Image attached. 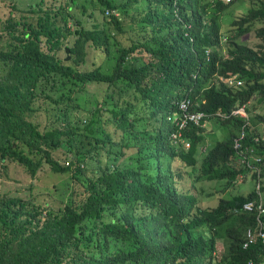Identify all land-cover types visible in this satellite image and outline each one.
Returning a JSON list of instances; mask_svg holds the SVG:
<instances>
[{
    "label": "trees",
    "instance_id": "trees-1",
    "mask_svg": "<svg viewBox=\"0 0 264 264\" xmlns=\"http://www.w3.org/2000/svg\"><path fill=\"white\" fill-rule=\"evenodd\" d=\"M97 1L104 15L114 10L128 14L133 7L147 29L130 48L115 44L114 74L99 68L79 72L87 47L111 55L114 44L105 32L109 29H97L98 24L85 29L82 19L69 23L74 18L69 3L60 6L51 0L46 5L40 0L26 12L17 10L23 13L18 20L0 19V37L5 33L8 38L0 48V165L24 166L32 184L38 171L49 166L84 189L79 200L78 194L62 199L61 212L35 197L1 196L0 264H212L218 243L224 247L219 264H264L261 240L244 248V234L255 228L256 214L235 212L257 200V192L223 197L217 207L198 208L192 217L166 179L162 161L165 155L186 154L195 163L197 145L209 143L207 126H192L186 134L192 143L188 153L167 148L175 129L165 115L198 73L196 85L206 103L196 110L229 115L212 122L214 130L225 133L222 141L210 142L203 161V170L216 180L212 188L233 189L241 176L257 184L252 169L239 164L234 141L244 135L243 148L255 147L264 164V138L251 127L252 120L264 125V115L257 112L264 105V0H254L247 14L237 16L236 35L225 44L227 55L221 45V18L239 0L212 6L213 0H178L179 18L174 0H125L122 5ZM201 10L206 19L199 22ZM105 19L110 30L125 33L116 15ZM253 31L258 43L243 44L241 38ZM137 49L152 56L148 63L136 58ZM215 75L237 77L240 84L211 85ZM97 83L111 85L114 93L93 102L86 89ZM152 89H158L154 96ZM117 93L122 95L119 102ZM242 106L248 119L230 116ZM106 126L120 131V139ZM260 179L264 192V169ZM191 201L196 208L197 199ZM224 224L220 233L201 236Z\"/></svg>",
    "mask_w": 264,
    "mask_h": 264
},
{
    "label": "rangeland",
    "instance_id": "rangeland-1",
    "mask_svg": "<svg viewBox=\"0 0 264 264\" xmlns=\"http://www.w3.org/2000/svg\"><path fill=\"white\" fill-rule=\"evenodd\" d=\"M50 1L51 0H46V5H49ZM56 1L58 2V4H60V6L64 5L65 3H69L68 8L70 9L71 13H73L78 19H82L87 28L94 29L95 24H98L99 28L109 27L108 19L104 18L102 12L100 13L101 9L99 7L97 8L95 7L96 4L95 0H76L77 5H72V6H70L72 0H56ZM253 1L254 0H239L230 8V10L225 12V15H227V17L226 18L223 17L222 19L223 34H225L226 36L232 34L231 24L233 23L234 18H237V16H244L245 14H247L249 8H251V6L253 5L252 3ZM39 2L40 0H0V19H2L3 22H6L11 17L14 18V20H18V18L23 14L20 12L22 11L26 12V10H29L32 7L35 8ZM116 2L119 5L120 4L122 5V2H124V0H116ZM91 5H93V7ZM17 10H19L20 12H17ZM83 10H86L87 13L86 14L83 13ZM92 11L95 12V16L93 18H90L89 14ZM137 14L138 13L133 9V7H130L128 14H124V13L122 14L121 17L123 19V29L127 28L126 31H129L130 33H127L124 36H118L117 44L129 45L131 43V40H136L138 38H141L145 34L146 31H142L141 29H138V27L133 25V22L134 23L139 22L137 18H135ZM1 28L2 26L0 25V29ZM4 36L5 33L3 34L2 37H0V48L4 46L6 44L5 41L8 40V38H4ZM241 42L248 46H255L258 43L255 32L253 31L248 36H244L243 38H241ZM113 51L114 53L107 56L106 52L102 49L94 50V49H90V47H87V56H86L87 63L82 67V71L85 70L89 71L99 67H101L103 70H111L115 63V51H116L115 47ZM137 54L142 59L146 61L149 60L148 55L143 54L141 52ZM228 85L231 86V83H228ZM122 88H124V86H122ZM109 90L110 89L108 88V86L104 84H95V85H90L88 87V92L91 95L90 99L93 102L94 99L102 100L103 97H105V95L109 92ZM121 93H120V97L122 96ZM93 106L94 104L87 105L88 110H84V111L88 112L92 110ZM257 112H260L262 113V115H264V105L260 106ZM42 124H44V122H42ZM212 124H213L212 122L208 124V129H209L208 135H211L210 136L211 140H216L217 138L223 140V138L225 137V133L219 129H217L218 131L214 130L213 129L214 125ZM209 125L211 128L209 127ZM251 127L256 129L257 133L261 134V138H264V125L261 124V122L252 120ZM106 128L110 132L111 131L113 132L112 135L115 140L120 139L121 137L120 131H116L111 126H106ZM154 152H156V147L154 148ZM54 157L59 161H62L64 158L59 153H54ZM174 166H176V170H181L183 174H186L187 172L186 169H184L181 165L175 163ZM5 167L6 169H4L0 165V197L6 194L10 196H22L26 199L27 198L34 199L35 197L37 202L39 204H42L44 207L49 206L50 209L56 212H61L62 208H59V203L62 199L70 197L73 194L74 195L78 194L79 197L78 200L83 198L84 196L83 195L84 189L79 182H77L75 179L70 177V175L55 174L49 166H45L41 172H40L41 169L38 171L37 180L35 181V184H32L29 181L30 174L29 171L24 166L18 163H14V164H7ZM88 174L91 173L89 172ZM185 178H187L186 175H184L183 178L184 184H185ZM209 186H210L211 194L213 195L210 197H199L203 201V205H201L202 207L213 208L218 205L220 198L227 196L228 198H231L233 195H248L251 192L257 191L256 182L251 177L247 178L243 182L240 181L237 182L235 188L227 191H224V189H219L220 192H218V190L215 191L212 188L213 185L211 183H209ZM262 195L264 198V192H262ZM231 223L232 222L226 224L229 225ZM90 224L92 225L93 223ZM226 224L218 228L219 233L223 230ZM203 233L206 234V231H203ZM207 234L210 235V232L207 231ZM89 251L90 250H88V252ZM223 251H224L223 245L218 244L217 246L218 256L222 255Z\"/></svg>",
    "mask_w": 264,
    "mask_h": 264
},
{
    "label": "clouds",
    "instance_id": "clouds-1",
    "mask_svg": "<svg viewBox=\"0 0 264 264\" xmlns=\"http://www.w3.org/2000/svg\"><path fill=\"white\" fill-rule=\"evenodd\" d=\"M95 1H96L95 7L96 8L99 7L101 9V6L99 4L100 2H98L97 0H95ZM216 1H221L224 4H230V3L232 4L234 2V0H213L210 3V6L214 5V3ZM173 3H175L174 15L177 18H179L178 0H174ZM91 6L93 7V5H91ZM228 10H230V9H228ZM227 11H225V12H227ZM69 12L71 13L70 9H69ZM101 12H102V9H101L100 13ZM225 12H224V15H223L224 18L227 17V15H225ZM83 13L86 14L87 13L86 10H83ZM71 14L74 16V18L71 19L69 21V23H73L76 20H78V18L73 13H71ZM102 14H103V12H102ZM112 14L116 15L118 17V19L120 20V22L123 23V19L121 17L122 14H123V12L120 11V10H114L112 12L106 11V15L103 14V16L105 18V16L106 17H109ZM124 14H126V13H124ZM94 16H95V12L92 11L89 14V17L90 18H93ZM138 17H139V15L137 14V16L135 18H138ZM223 17L221 18V21H222ZM204 19H206V18H205L204 14H203V12L201 10L198 13L197 20L200 22L201 20H204ZM237 19L238 18H234L233 23L236 22ZM233 23L231 24V29H232L231 30L232 31V34L231 35L226 36L225 34L222 33V36L223 37L221 39V45L223 46V54H225V55H227V47L225 46V44H227L229 42V39L232 36L236 35V33H235V27L233 26ZM133 25H135L136 27H138V29H141L142 31H146L145 34L147 33V29L144 28V26H142L140 24V22H136V23L133 22ZM222 25H223V23H222ZM84 27H85V29L92 30V28H87L85 26V24H84ZM72 29L74 30V28H72ZM97 29H104V28H99L98 27ZM106 29H109V30H105V32L108 33V35H109V42L113 43L114 44V47H115V44H117V41H118L117 40V37L118 36H124L127 33H130L129 31H126L127 28H125V29H123L125 31V33L120 34V33H118L117 29H115L114 27H113L112 30H110V25ZM132 29H133V27H132ZM225 37H227V38H225ZM138 39L131 40V43L129 45H120V44H118V46H119L118 48H121V47H123V48H130V47L134 46V43H136ZM67 49L70 50L69 47ZM139 52H140V50L137 49L136 52H135L136 58H140L142 61L148 63L149 60L146 61V60L142 59L140 56H138L137 53H139ZM206 54H207V60H209V58H210V51H208ZM68 56L70 57V60H71L70 53H69ZM68 56H67V58H68ZM86 56H87V49H86ZM86 56H85V59H86ZM107 56H109V55H107ZM148 57H149V59L152 58V56H150V55H148ZM67 58H66V60H67ZM117 59H115L114 66H113V68L111 70H103L101 67H99V69L102 72H104V73H108V74H112L113 73L114 74V68L116 66ZM70 60H67V61H70ZM86 63L87 62L85 60V63L82 66H80L79 72H82V73L83 72H86V70L85 71H82V67ZM198 78H199V74L198 73H194L193 75H191L189 87L186 88L184 91L178 93V94H180V97L179 98H175V99H173L171 101V105L174 107V110L171 111V112H168L165 115V118H166V121L170 125L173 126V128L175 129V131H173L172 134L170 135V138H169L170 142H169V146L167 148H168V150H176L178 152L188 153L192 149V143H191L190 139L188 137H186V134L189 132V129L192 126L198 127V126H201L202 125L201 127H203V128L205 126H207V130L205 132V135H207L206 136V141H209V143H206V144L199 143L197 145V148H196L197 162H195V163H190L189 161H187L184 158V156L186 154L183 155V156L176 155L175 157H171V156L168 157L167 155H165V156L162 157V161L164 162V164H163V172H164L165 176L167 177L166 179L169 181V183L175 189V191L180 194V197H179L180 200L183 201L184 203H186L190 207L189 216L191 215L192 217H194L196 215L198 208H200L202 210H209V209H211L209 207H202L201 205H203V201L199 197H210V196H212L213 194H211V190H210L209 183H211L213 186L216 183V180L210 178L207 175V173L202 168L203 167V161H204L206 155L208 154V149L212 145V143H210V142L222 141L219 138H217L216 140H211V138H210L211 135H208V131H209L208 124H210L211 122L214 123L216 119H225L227 117L229 118V115L224 114V113H221V112L205 113L203 111L196 110V108L199 106V104L206 103V100L200 97L199 89H198V87L196 85ZM236 79H237V77L236 78L224 79L223 77H221L219 75H215L214 79L211 80V85L213 84V82H214V84L225 83L226 85H228V83H231V86H234L236 84H240V82H237ZM97 84H99V83H97ZM100 84L107 85L108 88H110V86H111V85L106 84V83H100ZM122 86L125 87V85L123 83L121 85H118L120 91L123 90ZM157 91H158V89H152V90H150V94L152 96H154V95H156ZM86 93H87L88 97L91 98V95L88 92V88L86 89ZM112 93H114V92L110 89L107 94L108 95L109 94L111 95ZM137 95H138L139 98H141L140 93H138ZM114 96H116V98H117L116 101L119 102V100L121 98L120 95H119V93L114 94ZM143 103H145V102L143 101ZM243 107L245 108V106H242L240 108H243ZM237 110H233L231 112L230 116H240V115H236L235 114V112ZM245 112H246V110H245ZM147 113H148V109H147ZM246 115H247V119H248L247 112H246ZM209 127H210V125H209ZM216 131H218V130H216ZM243 137H244V135H242L239 139L238 138L235 139V141H234V150L236 152V155L238 156V162H239V164H241V166L248 167L247 165H245V164L242 163L241 157H240V155L238 153V150L235 148L236 140H241V143H242ZM242 148H243V145H242ZM252 148L256 149L255 147H252ZM248 149H250V148H248ZM243 150H247V148L246 149L243 148ZM181 157H183V158H181ZM175 163L181 165L184 169H186V171H187L186 174H183L181 170H176V166H174ZM251 173H252V175H254L253 174V171H251ZM184 175H186V177H187V178H185V184H184V179H183L184 178ZM241 180L244 181V176H241V178L239 179L240 182H243ZM261 195H262V192H261ZM194 197L197 199V202H198L197 205H196V208H193L192 201H191V199L194 198ZM262 198H263V195H262ZM220 200H221V198L219 199V201ZM246 203H248V202H246ZM245 204H243L242 208L236 209L235 212H238V213H248V212H245L243 210V207H244ZM213 208H215V207H213ZM256 224H257V221H256ZM255 228H256V226H255ZM205 231H206V234L203 233L201 236L210 237L214 233L215 234L216 233H219L218 230H214L213 232L211 230L210 231L209 230H205ZM207 231L210 232V235L207 234ZM244 241H245V234H244ZM218 244H220V243H218ZM218 244H217V246H218ZM220 256H218L217 247H216V250L213 253L212 264H219L220 263L219 262L220 261ZM181 263H182V261H181Z\"/></svg>",
    "mask_w": 264,
    "mask_h": 264
},
{
    "label": "built area",
    "instance_id": "built-area-1",
    "mask_svg": "<svg viewBox=\"0 0 264 264\" xmlns=\"http://www.w3.org/2000/svg\"><path fill=\"white\" fill-rule=\"evenodd\" d=\"M235 114L247 119L244 107L238 109ZM235 148L238 150L242 163L251 168L253 174H255L257 177L256 192L258 195V199L246 203L243 207V210L245 212L256 214L257 221L256 228H249L245 233L244 248L247 249L252 244H255L258 240H261V242L264 244V202L261 195L260 183V177L262 174V170L264 169V164H262V159L260 158V156L255 154L256 149L250 148L247 150H243L241 140H236ZM260 164L262 167H257ZM249 264H253V262H250Z\"/></svg>",
    "mask_w": 264,
    "mask_h": 264
},
{
    "label": "water",
    "instance_id": "water-1",
    "mask_svg": "<svg viewBox=\"0 0 264 264\" xmlns=\"http://www.w3.org/2000/svg\"><path fill=\"white\" fill-rule=\"evenodd\" d=\"M66 52H67V54H69L70 53V50L69 49H66ZM67 60H70V57L69 56H68Z\"/></svg>",
    "mask_w": 264,
    "mask_h": 264
}]
</instances>
